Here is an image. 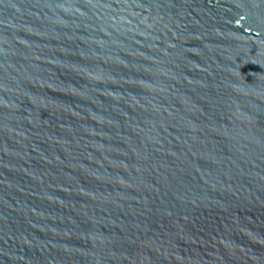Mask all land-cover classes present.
Masks as SVG:
<instances>
[{
	"label": "water",
	"instance_id": "1",
	"mask_svg": "<svg viewBox=\"0 0 264 264\" xmlns=\"http://www.w3.org/2000/svg\"><path fill=\"white\" fill-rule=\"evenodd\" d=\"M0 264H264V0H0Z\"/></svg>",
	"mask_w": 264,
	"mask_h": 264
}]
</instances>
